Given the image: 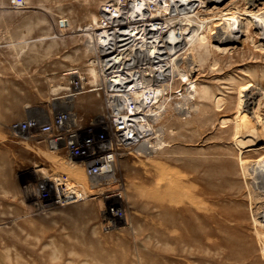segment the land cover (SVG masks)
Segmentation results:
<instances>
[{"label": "rangeland", "instance_id": "rangeland-1", "mask_svg": "<svg viewBox=\"0 0 264 264\" xmlns=\"http://www.w3.org/2000/svg\"><path fill=\"white\" fill-rule=\"evenodd\" d=\"M262 11L264 0H0V264H264ZM103 52L125 70H107ZM116 74L126 89L108 84ZM59 110L133 123L137 141L114 144L119 184L92 188L63 146L11 130ZM117 189L114 221L105 194Z\"/></svg>", "mask_w": 264, "mask_h": 264}, {"label": "built area", "instance_id": "built-area-1", "mask_svg": "<svg viewBox=\"0 0 264 264\" xmlns=\"http://www.w3.org/2000/svg\"><path fill=\"white\" fill-rule=\"evenodd\" d=\"M79 81H72L78 85ZM109 125H102L90 121L81 125L75 114L69 110H59L44 121L38 117H28L24 121H17L11 125V130L29 134L30 137L43 136L48 144L63 146L71 158L79 159L84 165L87 177L92 188H105L112 182H118L116 177L117 151L114 144L125 147L137 141L138 133L135 132L133 123L125 116L112 114ZM119 184V182H118ZM105 194V199L115 200L107 207L108 216L120 220L124 216V209L116 204L122 200L120 189ZM107 190L102 192H109Z\"/></svg>", "mask_w": 264, "mask_h": 264}, {"label": "bare ground", "instance_id": "bare-ground-1", "mask_svg": "<svg viewBox=\"0 0 264 264\" xmlns=\"http://www.w3.org/2000/svg\"><path fill=\"white\" fill-rule=\"evenodd\" d=\"M209 1H211V0H209ZM215 1V0H214ZM251 1V0H250ZM257 1H259V0H254V2H257ZM193 2V1H192ZM249 3V2H248ZM206 5V4H205ZM216 5V4H215ZM214 5V6H215ZM209 6V5H208ZM213 6V7H214ZM217 6V5H216ZM218 7V6H217ZM225 8V7H224ZM245 8V7H244ZM210 9V8H209ZM218 9V8H217ZM228 9V8H227ZM236 9H237V7H236ZM247 9V8H246ZM234 9H232V8H230V9H228V16H229V18L230 19H232L231 21H234V22H236V20L237 19H239V17L241 16L240 14V16H237L236 15V13H238L237 11L235 12V11H233ZM249 10V9H248ZM259 10L260 9H258V13H259ZM262 12H264V11H262ZM193 14V13H192ZM195 14V13H194ZM257 13H255L254 14V12H253V14L251 13L250 14V12H248V14H246V16H248L249 18H245V16L243 17H241V19H240V28L242 29V28H244L245 30V34H247L248 33V31H249V29H250V27H251V25H252V19L253 18H255V17H253L254 15H256ZM263 14V13H262ZM197 15V14H196ZM260 16V15H259ZM112 17H113V15H112ZM227 17V16H226ZM250 17L252 18V19H250ZM262 17H264L263 15H262ZM187 18H189V17H187ZM221 18V17H220ZM222 18H225L224 16L222 17ZM259 18V17H258ZM261 18V17H260ZM109 19V21H116L118 18H108ZM186 19V18H185ZM257 19V18H256ZM255 19V20H256ZM262 19H264V18H262ZM224 20V19H223ZM254 20V21H255ZM145 22L147 21V19L146 20H144ZM226 21V20H225ZM230 21V20H229ZM257 21V20H256ZM255 21V22H256ZM118 22H119V20H118ZM228 22V21H227ZM255 22L253 23V25L255 24ZM116 23H117V21H116ZM137 23H139V22H137ZM142 23H143V21H142ZM158 22H155V23H153V22H148V24H147V27L145 28V33L146 34H148L149 33V36H150V34L153 32V31H156L157 29H159V27H158V25H159V23L157 24ZM156 24H157V26H156ZM229 24H231L230 22H229ZM233 24V23H232ZM231 24V25H232ZM259 24V23H258ZM115 24L113 23L112 25H111V27L112 26H114ZM117 26L118 25H121V22H119L118 24H116ZM115 25V26H116ZM136 25V24H135ZM133 26V25H132ZM131 26V27H132ZM137 26V25H136ZM255 26V25H254ZM141 27V26H140ZM211 27V26H210ZM236 27V26H235ZM258 27V26H257ZM137 28V27H136ZM136 28L134 29V31L136 30ZM141 28H144V27H141ZM128 29V28H127ZM138 29V28H137ZM156 29V30H155ZM230 29V28H229ZM236 29H237V27H236ZM233 30V29H232ZM130 31V36H132L133 34H136V33H133L134 31H133V29H130L129 30ZM129 31H127V34H122L123 35V37H125L126 38V35L128 36V32ZM147 31V32H146ZM237 32H235L236 33V35H235V37L234 38H232V39H228V41H226L227 43H224V41L223 42H221V44H223L224 43V45H227L228 43L229 44H236V43H238V41L239 40H241L240 39V37L242 36V35H240V31H239V28H238V30H236ZM120 33H124L125 32V29H124V32H122V31H119ZM136 32V31H135ZM137 32H139V31H137ZM239 32V33H238ZM247 32V33H246ZM262 32L263 31H261V34H262ZM120 33H119V35H120ZM126 33V32H125ZM142 33V32H141ZM109 34V33H108ZM143 35H145V34H143ZM155 35H157V34H155ZM263 35H264V33H263ZM262 35V36H263ZM135 36V35H134ZM138 36V35H137ZM139 36H140V34H139ZM151 36H152V34H151ZM166 36V35H165ZM168 36V35H167ZM245 36H247V35H245ZM260 36V35H259ZM122 37V36H121ZM122 37V38H123ZM133 37V36H132ZM132 37H131V39H132ZM203 37V36H202ZM201 37V38H202ZM232 37V36H231ZM244 37V36H243ZM251 37H253V36H251ZM121 38V39H122ZM128 38V37H127ZM134 38V37H133ZM142 38H143V36H142ZM145 38H147V37H145ZM155 38V37H154ZM205 38V37H204ZM120 39V38H119ZM124 39V38H123ZM137 39V38H136ZM147 39H149V38H147ZM156 39V38H155ZM155 39H153L152 40V38L151 39H149V40H152V41H154ZM169 39H170V37H169ZM173 39V38H172ZM223 39H225V38H223ZM125 40V39H124ZM127 41H128V39H126ZM134 40V39H133ZM205 40V39H204ZM256 40V39H255ZM126 41V42H127ZM143 41V40H142ZM151 41V42H152ZM156 41V40H155ZM154 41V42H155ZM170 41H172V40H170ZM122 42V41H121ZM121 42H119V43H121ZM125 42V43H126ZM169 42V41H168ZM261 42V41H260ZM118 43V44H119ZM154 43H152V45H153ZM167 44V43H166ZM229 44L227 45V46H221V47H219L218 46V48H221V49H223V50H226L227 51V49H229V48H231L232 47V44L229 46ZM103 45L104 46H106V45H108V43H106V42H103ZM115 45V44H114ZM121 45H123V44H121ZM120 46V45H119ZM118 46V47H119ZM127 46H128V44H127ZM234 46V45H233ZM126 47V46H125ZM124 47V48H125ZM110 48H112V47H110ZM115 48V47H114ZM217 48V47H216ZM104 49V48H103ZM113 49V48H112ZM116 49V48H115ZM123 49V47L121 48V50ZM232 49V48H231ZM108 50V49H107ZM117 53H118V51H117ZM161 53L162 52H158V49H154L152 52H151V55H148V57H146V56H141V57H139V58H136L135 59V63H132V62H134L133 61V59L134 58H132V61L130 62V65H140V64H148V62H150V61H152V60H157V59H159V57L161 56ZM121 54V53H120ZM103 56H106L105 58H103L102 59V62L104 63V66L107 68V70H109V69H111L112 70V68H113V66L114 65H116L117 64V66H118V71L119 72H121V71H124L125 70V67H126V64L127 63H125V65H123V67L121 68L120 67V65H119V61L120 60H118V58L117 57H112V56H110V57H108V54L106 53V52H103V54H102ZM116 55V54H115ZM120 56V55H119ZM151 56V57H150ZM163 59V58H162ZM122 62V61H121ZM129 65V64H128ZM127 65V66H128ZM102 67V66H101ZM116 67V66H115ZM115 69V68H114ZM110 71V70H109ZM113 72V71H112ZM106 75V74H105ZM173 75V74H172ZM106 77V76H105ZM107 79V78H106ZM165 78H163V77H161L160 78V80H164ZM126 79H124L122 76H119L118 74H116V75H112L107 81H108V84H112V85H117V86H120V87H125V89L127 88V86H125L126 84H129L130 83V81H125ZM163 85H164V83H163ZM69 95H72V94H69ZM119 95H121V93L119 94ZM68 96V95H67ZM69 97V96H68ZM63 100V99H62ZM67 101V100H66ZM62 103H67V102H64V101H62ZM72 166H73V163H72ZM83 181H84V179H83ZM160 186V185H159ZM165 186V185H164ZM103 189V188H102ZM164 190H165V188H164ZM103 191V190H102ZM201 196V195H200ZM169 199H173L174 201L177 199V195L176 194H171V195H169ZM194 199V198H193ZM192 200V199H191ZM190 200V201H191ZM118 201H120V200H117L116 201V204H117V202ZM191 203H193L192 201H191ZM175 204H177V203H175ZM118 205V204H117ZM198 205V204H197ZM201 205H203V204H201ZM120 206V205H119ZM194 206V205H193ZM196 206V205H195ZM199 206H200V204H199ZM196 208H198V206H196ZM202 210V209H201ZM189 212V211H188ZM180 214V213H179ZM173 221H175V220H173ZM193 223V222H192ZM194 224V223H193ZM195 225V224H194ZM173 226H174V224H173ZM186 226V225H185ZM191 227V226H190ZM187 229V228H186ZM192 230V229H191ZM203 230H204V228H203ZM188 231V230H187ZM162 233V232H161ZM191 233V232H190ZM189 233V234H190ZM193 233V232H192ZM163 234H165V233H163ZM194 234V233H193ZM194 235H196V234H194ZM202 235V234H201ZM183 239V238H182ZM183 242H185V241H183ZM196 242V241H195ZM181 243H182V241H181ZM184 244V243H183ZM188 244V243H187ZM197 244H201V243H197ZM177 245V244H176ZM191 245V244H190ZM193 245V244H192ZM195 246H197V245H195ZM185 247V246H184ZM199 247H201V246H199ZM203 247V246H202ZM182 248V247H181ZM184 248H182V250H183ZM195 249V248H194ZM197 249V248H196ZM188 250V249H187ZM190 251H191V249H189ZM188 250V251H189ZM201 250V249H200ZM204 250V247H203V249H202V251ZM205 251H207V250H205ZM195 252V251H194ZM204 252V251H203ZM186 253V252H185ZM189 253V252H188ZM191 253H192V251H191ZM205 253V252H204ZM200 256H202V255H200ZM203 256H205L204 254H203ZM180 257V256H179ZM183 257V256H182ZM182 257H181V259H182ZM184 258V257H183ZM200 258V257H199ZM205 258V257H204ZM205 259H207V258H205ZM182 260H184V259H182ZM191 260V259H190ZM195 260H196V258H195ZM202 260V259H201ZM200 260V261H201ZM193 262H195V261H193ZM203 263V262H202ZM201 264V263H200Z\"/></svg>", "mask_w": 264, "mask_h": 264}]
</instances>
